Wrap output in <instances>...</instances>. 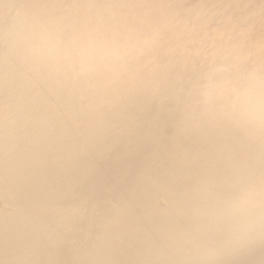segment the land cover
<instances>
[{
    "label": "clouds",
    "instance_id": "clouds-1",
    "mask_svg": "<svg viewBox=\"0 0 264 264\" xmlns=\"http://www.w3.org/2000/svg\"><path fill=\"white\" fill-rule=\"evenodd\" d=\"M171 7L0 0V264H264V43Z\"/></svg>",
    "mask_w": 264,
    "mask_h": 264
},
{
    "label": "rangeland",
    "instance_id": "rangeland-1",
    "mask_svg": "<svg viewBox=\"0 0 264 264\" xmlns=\"http://www.w3.org/2000/svg\"><path fill=\"white\" fill-rule=\"evenodd\" d=\"M239 1L235 0L230 3L228 0H196L189 6L190 11H184L180 16L181 19H186L185 21L188 22L186 28L178 26L180 27V34L189 32L193 39H196L198 35L205 37L208 43L203 50H210L222 45L252 46L264 43V23L256 25L252 22L248 29L250 31L248 37H246V33L243 34V32H247V27L239 28L238 35L234 37V30L237 29L234 27V23L240 19L239 14L246 10L244 6H239ZM168 5L172 6L171 9L174 7V4ZM254 7L252 16L258 17L264 12V0H259ZM177 10L180 12V9ZM262 17L264 18V13ZM212 21L218 24L213 25V28L208 27L203 34L192 29L195 23L205 22L208 24Z\"/></svg>",
    "mask_w": 264,
    "mask_h": 264
},
{
    "label": "bare ground",
    "instance_id": "bare-ground-1",
    "mask_svg": "<svg viewBox=\"0 0 264 264\" xmlns=\"http://www.w3.org/2000/svg\"><path fill=\"white\" fill-rule=\"evenodd\" d=\"M228 1L230 3H233V1L235 0H228ZM258 1L259 0H240L239 1L240 2L239 6H244L246 10L239 14L240 19H237L234 23V27L237 28L234 30V37L238 35L239 28L247 27V32H243V34L246 33V37H248V35L250 34V31L248 29L252 25V22L256 25H262L264 23V18L262 17V14L264 12L260 14L258 17L252 16L253 11L255 10L254 6L256 5ZM149 2L163 3L167 5L174 4V7L170 10L174 16V22L178 26L186 28L188 25V22L185 21L186 19H181L180 16L184 11H187V10L190 11L191 8L189 6L195 3L196 0H149ZM177 9H180V12ZM234 16L236 17V15ZM215 24H218V23H216L215 21H212L208 24L205 22L195 23L192 26V29L200 34H203L208 27L213 28V25ZM180 27L178 28L180 29ZM179 43H181L184 47H186L188 54L196 55L205 48V45H207L208 41H206L205 37H203L202 35H198L196 39H193L188 32L186 34H180Z\"/></svg>",
    "mask_w": 264,
    "mask_h": 264
}]
</instances>
